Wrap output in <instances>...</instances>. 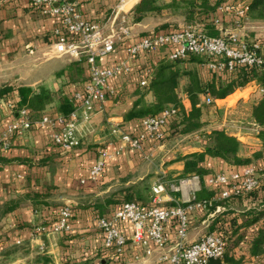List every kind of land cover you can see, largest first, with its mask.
I'll list each match as a JSON object with an SVG mask.
<instances>
[{
    "label": "crops",
    "instance_id": "crops-1",
    "mask_svg": "<svg viewBox=\"0 0 264 264\" xmlns=\"http://www.w3.org/2000/svg\"><path fill=\"white\" fill-rule=\"evenodd\" d=\"M71 1L77 3V8L83 17L99 22L106 32L112 18L124 17L132 34L131 39L126 40V43L155 31L158 25L164 23L161 19L157 23L150 22L148 17L141 22L133 23L129 13L121 14L112 8L118 0ZM226 23L230 22H225L224 25H227ZM54 26L56 19L35 10L30 0H0V87L28 86L38 89L44 86L53 91L61 90L65 95L68 93V87L74 88L72 84H65L64 70L77 58L67 54L50 58L44 55L52 39ZM179 26L180 23L173 27ZM27 46L32 47L33 53H28ZM123 46L120 44L114 52L98 58L99 65L106 67L125 59L127 54ZM164 57L166 58L160 52L140 54L131 59L130 73L109 80V84L114 87V94L106 100L104 112L96 113L88 122L79 124L78 134L81 140L79 146L68 151L61 150L50 141L51 127L45 125L33 126L24 136L14 137L10 147L0 152V206L25 194L36 193L45 197L46 201L57 205L53 207L55 209L63 204L76 207L72 229L77 237L69 241L74 253L71 254V258L66 257L67 260L83 255L82 252L90 256L97 253L95 248L100 241L96 232L95 205L104 204L109 196L121 198L123 187L143 179L148 174H167L175 178L180 176L183 160L179 157L201 149L199 133L185 136L173 134L183 143L188 139L191 143L190 139H193L200 147L194 144L191 149V146L187 147L183 152L175 154L172 159L161 161L170 135L168 134L170 121L165 127L161 140L147 139L143 142L144 150L150 154L148 159H144L139 153L127 147H122L118 135L112 133L115 126L130 134H137L143 130L141 121L146 116L127 120L124 117L138 100L147 103L153 100V95L148 89L149 79L147 85L141 86L139 83L141 72L144 69L152 71L156 62ZM85 75L88 76L87 69ZM80 87L81 84L76 85V90ZM247 89L253 90L248 92L247 97L240 98L251 102L256 93L258 96L257 85L254 82L242 89H236L214 103L224 101L236 92ZM178 96L183 107L188 108L186 95L178 92ZM49 109L53 111L48 112ZM43 114L59 115L52 105L44 110ZM16 117L17 114L12 115L11 104L6 99L0 100V132ZM246 144L250 145V143ZM96 161H102L104 167L99 178L92 181L88 178V172ZM157 178L150 180V188ZM200 193L202 189L198 194ZM178 195L179 193L166 190L163 205L170 204L168 197ZM120 204L112 203L105 206L106 209L110 208L107 215ZM148 204L149 202L145 206ZM44 220L41 210L35 211L29 200L0 216V264H66L62 248L63 245L67 248L65 246L67 241L65 243L62 233L38 235L32 233L33 227L45 223ZM206 231L203 219L198 217L193 219L189 224L187 241L195 240ZM150 246L154 250L150 256H145L141 247L129 249L127 246L123 253L124 264H157L160 252L153 248L152 244ZM134 253L140 257L130 258ZM86 264H91V261H87Z\"/></svg>",
    "mask_w": 264,
    "mask_h": 264
},
{
    "label": "built area",
    "instance_id": "built-area-1",
    "mask_svg": "<svg viewBox=\"0 0 264 264\" xmlns=\"http://www.w3.org/2000/svg\"><path fill=\"white\" fill-rule=\"evenodd\" d=\"M30 2L38 6L41 13L56 19L52 39L44 55L48 58L65 54L75 58L85 55L88 78L70 96L74 108L66 116L43 114L38 120L32 121L27 111L21 109L17 117L0 132V152L10 147L14 137L23 136L33 126L45 125L51 127L50 141L61 150L68 151L79 146V124L88 122L96 113L104 112L106 100L114 94V87L109 84V80L130 73L131 59L143 53L160 52L173 60L185 58L189 53L205 55L213 58L207 67L216 72L231 70L237 64L257 68L264 66V37L246 39V33L244 39L240 37L243 36L249 0H235L217 7L223 14V17L214 19L219 35L210 36L199 25H182L165 31H151L130 43H126V40L131 39V28L124 17L112 18L106 32L99 22L83 17L75 1ZM225 22L230 23L224 25ZM120 44L124 45L127 57L109 66H100L98 58L114 52ZM28 53H33L32 47H28ZM149 72L150 69L141 72V86L147 85ZM257 91L261 93L263 88L257 86ZM214 102L209 94H205L200 101L204 105ZM178 113L179 108L170 106L156 115L144 117L141 121L143 130L137 134H130L117 126L112 129V133L118 135L122 147L148 159L150 154L144 150L143 142L147 139L161 140L167 123L176 118ZM103 167L102 161H96L89 168L88 178L96 181ZM258 171L256 165H248L240 170L232 168L210 174L204 183L210 189L215 188L216 193L205 198L197 196L202 189L199 176L167 180L161 174L151 185L147 206L136 201H125L109 215L96 218V228L103 233V245L112 249L110 258H113L114 255L125 253L128 243L133 245V249L141 247L143 254L150 256L154 251L150 246L152 244L160 252L157 264H208L211 259H220L226 250L225 240L213 232H207L188 242L189 224L199 212L208 210L203 218L207 227L210 220L225 209L219 202L232 196H242L257 187ZM166 190L179 195L168 197L170 204L165 206L163 197ZM71 215V207L63 204L58 208L53 223L37 224L32 233L71 232ZM139 257L135 253L130 256L134 259Z\"/></svg>",
    "mask_w": 264,
    "mask_h": 264
},
{
    "label": "trees",
    "instance_id": "trees-1",
    "mask_svg": "<svg viewBox=\"0 0 264 264\" xmlns=\"http://www.w3.org/2000/svg\"><path fill=\"white\" fill-rule=\"evenodd\" d=\"M235 0H139L129 11L131 21L141 22L147 17H164L169 20L158 25L155 31L173 29L178 21L186 25H199L202 30L210 35H219V29L214 25L216 17H223L217 7L231 3ZM247 19L251 21H264V0H249ZM35 10L40 8L33 4ZM180 19V20H178ZM145 34V33H144ZM51 42V41H50ZM213 60L211 57L189 53L185 58L169 59L162 58L156 62L154 69L150 70L149 90L153 100L149 103L138 100L131 110L125 115V119L139 118L147 115H156L167 107L179 108L176 118L170 121L171 135L185 136L199 133L201 137V149L179 157L183 160V170L176 178H185L197 175L204 186L199 198L210 197L216 193V189L207 188L204 180L217 170L241 169L248 165H256L260 174L258 185L252 191L242 196H232L221 203L225 209L217 213L209 222L207 232H213L221 236L226 242V250L222 258L211 259L208 264H264V66L257 68L248 65H235L233 69L216 72L207 67V63ZM86 58L81 55L73 60L64 70L65 84L68 87L65 95L61 90H50L40 86L33 89L28 86L4 85L0 87V100L6 99L12 106V115H16L21 109H25L30 120L36 121L48 107L55 106L60 115H68L74 108L71 95L76 90V85H83L87 81ZM206 70L208 76L201 75ZM147 76V74H146ZM254 82L263 88L258 96H253L248 103V120L257 130L253 134L258 140L256 150L247 155L249 144L243 143L235 135L224 129L204 131L206 124L202 118V107L197 106L202 95L209 94L214 101L223 99L236 89H242L249 83ZM178 92L186 95L189 102L188 108H184ZM216 164V166H215ZM222 168V169H221ZM262 169V170H261ZM160 174H148L143 179L130 183L123 187L121 198L107 197L104 204L95 205V217L105 216L110 211L105 206L109 204L136 201L141 205L150 201V180ZM168 180H176L171 175H166ZM26 200L33 205L35 211L41 210L45 223L51 224L56 220L58 208L52 202L46 201L40 194H25L21 198L12 199L0 206V216L12 211ZM62 206V205H61ZM72 215L70 223L75 215V206H70ZM45 212L47 214H45ZM209 211L199 212L198 218H205ZM195 217V218H197ZM173 224H175L173 222ZM100 243L96 246V254L88 253L75 256L69 241L74 239L73 231L63 233L67 248H62L66 264H124L122 255H114L111 248L103 245V233L96 230ZM68 252L65 254V252ZM83 257V258H81ZM82 259V260H81ZM85 262V263H82Z\"/></svg>",
    "mask_w": 264,
    "mask_h": 264
},
{
    "label": "rangeland",
    "instance_id": "rangeland-1",
    "mask_svg": "<svg viewBox=\"0 0 264 264\" xmlns=\"http://www.w3.org/2000/svg\"><path fill=\"white\" fill-rule=\"evenodd\" d=\"M138 1L139 0H118L116 3L113 4L112 8L115 10V12L119 11L121 12V14L129 13L130 8L133 7V5L137 3ZM125 2H128V3H125ZM169 17H170L169 14L168 15L165 14L164 17H148V21L157 23L161 19L162 21L165 22L168 20ZM174 17L175 16H173L172 18L170 17V19L173 20ZM178 23H180V26L184 24L181 21H178ZM245 33L247 37H249L250 39L251 37L252 38L264 37V21H251L249 19H246L244 23V30L242 32L243 36L240 35V37L244 39ZM201 75H203L204 77H207L208 72L206 70H202ZM250 90L252 92L253 89H247L243 92H236L235 95H232L226 98L224 101H218L216 103H212L209 105L201 104L199 101L200 105L203 106L202 107L203 109L202 118L204 120V123L206 124L204 131L210 132L213 129H224L229 133H233L234 135H236V137L240 138L243 142L250 143L251 146L248 148L247 155H250L252 151L256 150L255 144H257L256 143L257 140L252 135L255 133L257 129L254 128L253 125H251V123L248 120V102L250 101L248 100L246 102L240 97H243V96L247 97L248 96L247 94ZM52 111L53 110L51 109L48 110V112H52ZM25 134L26 132L24 133V135ZM168 134L170 135L168 136L169 139L166 143L167 145L165 147L166 151H165V154L163 153L161 157V161L172 159L175 156V154H177L180 151L183 152L184 149L186 150L187 147H190V146H191L190 147L191 149L194 146V144L198 148L200 147L198 146L199 143L198 144L195 143L196 141L193 139H190L191 143L188 142L189 139L185 140L184 143L179 141L180 140L179 137L177 136L174 137L173 135H171V130H169ZM200 142H201V137H200ZM166 175H164V178L168 180ZM127 246L129 249L133 248V245L132 244L130 245V243L126 245V248Z\"/></svg>",
    "mask_w": 264,
    "mask_h": 264
}]
</instances>
